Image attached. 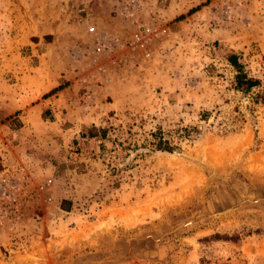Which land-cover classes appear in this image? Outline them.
<instances>
[{"label": "rangeland", "instance_id": "1", "mask_svg": "<svg viewBox=\"0 0 264 264\" xmlns=\"http://www.w3.org/2000/svg\"><path fill=\"white\" fill-rule=\"evenodd\" d=\"M137 24L161 33L132 48ZM229 52L264 84V0H0V264H264V104L232 89ZM156 127L179 149L143 147Z\"/></svg>", "mask_w": 264, "mask_h": 264}, {"label": "trees", "instance_id": "2", "mask_svg": "<svg viewBox=\"0 0 264 264\" xmlns=\"http://www.w3.org/2000/svg\"><path fill=\"white\" fill-rule=\"evenodd\" d=\"M227 62L232 66L234 70L233 78H232V89L235 91H239L242 94H250L253 89H256V92L253 93L251 97L253 103H262L264 104V89H259L261 86H264L263 82L260 78L249 75L243 68V64L240 61L239 56L236 53L229 52L226 54ZM61 88V84L53 87L50 91H55ZM208 112L203 111L201 116L206 118ZM107 127H96L94 125L90 126H82L78 132L79 138L88 139V138H96L98 141H103L107 139L111 143L115 142L114 138H109L107 135ZM197 128L194 126L189 127H181L176 130L177 137L179 140L192 138L193 133L196 132ZM117 146L121 149H132L130 144L126 146H122L121 142L117 143ZM142 146L147 147L149 150H159L166 152H173L174 150H178L179 146L172 142L169 136L165 135V132L161 130L160 127H156L153 131L148 132V136L143 139ZM101 147V146H100ZM134 147V146H133ZM134 149V148H133ZM64 201V200H63ZM66 209V208H64ZM215 237L222 238L224 240H230L235 242L238 239L237 235H223Z\"/></svg>", "mask_w": 264, "mask_h": 264}, {"label": "built area", "instance_id": "3", "mask_svg": "<svg viewBox=\"0 0 264 264\" xmlns=\"http://www.w3.org/2000/svg\"><path fill=\"white\" fill-rule=\"evenodd\" d=\"M136 32L127 41V44L132 47H143L146 44V40L149 35L160 34L161 30H156L155 27L148 25H136ZM89 33H95V27L89 26L87 28ZM163 32V30H162ZM94 51L97 53L106 51V48L113 45V41L105 39L102 33L96 35L94 40ZM6 154L5 150L0 147V230L3 228L4 220L9 214L12 200H14L15 195V180L16 177L13 176L12 171L5 162ZM51 178L47 177L44 181L45 184L50 183Z\"/></svg>", "mask_w": 264, "mask_h": 264}, {"label": "crops", "instance_id": "4", "mask_svg": "<svg viewBox=\"0 0 264 264\" xmlns=\"http://www.w3.org/2000/svg\"><path fill=\"white\" fill-rule=\"evenodd\" d=\"M36 44H38V42L37 43H33V45L35 46ZM45 45H44V49L43 50H41V51H39L38 52V49H34V51H35V54H33V55H35V56H39V55H43L46 51H47V46H46V43H44ZM32 49V48H31ZM31 52H33V49L31 50ZM58 77H61L62 79H66L65 77H64V75H60L59 74V76ZM58 77H49V84L45 87V88H43V90H41L42 92V94H44L45 92H49L53 87H55L56 85H58L57 83V78ZM68 85H65V86H63V87H61V88H59V89H57V90H55V91H53L52 93H50L49 95H48V97H47V101L50 103V106H51V109L53 110V111H56V110H58L59 109V107L60 108H63V107H65L66 108V112L67 111H71V108L72 107H74V101H75V99H74V97H73V100H71V99H66V100H61L59 97V95L61 94V93H64L66 90H68V87H67ZM80 97H83V100L85 99V101L86 100H90L91 99V97H93L92 96V94H91V92H89V91H86V92H84L83 93V96H82V94L80 95ZM55 101H58V103L57 102H55ZM57 103V104H56ZM41 104V103H40ZM42 106L40 107V108H45V104H41ZM47 105V104H46ZM88 104H82V106H86V107H88L87 106ZM69 119H72V118H69ZM90 123H92V122H85V121H81V123L80 124H83V125H87V124H90ZM78 125L79 127H81V125ZM80 130V129H79Z\"/></svg>", "mask_w": 264, "mask_h": 264}]
</instances>
